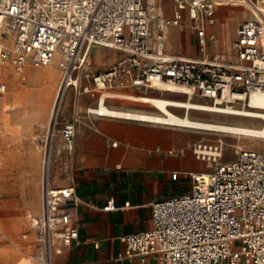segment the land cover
Masks as SVG:
<instances>
[{
	"label": "built area",
	"instance_id": "built-area-1",
	"mask_svg": "<svg viewBox=\"0 0 264 264\" xmlns=\"http://www.w3.org/2000/svg\"><path fill=\"white\" fill-rule=\"evenodd\" d=\"M170 2L171 15L165 0H0V64L22 74L27 67L41 69L57 61L62 71L59 92L67 96L73 90L77 107L87 94L97 95L98 108L128 89L156 87L210 109H250L253 94L264 96V0ZM222 6L245 8L251 17L239 26L228 55L210 56L209 46L219 43L212 30ZM187 24L202 53L197 58L167 50L170 28ZM97 47L122 57L105 72L92 73L89 58ZM6 90L0 84V94ZM96 108L88 114L98 115ZM60 114L49 124L42 213L33 220L39 264H54L56 243L70 249L80 242L75 210L82 200L73 186L53 187L50 180ZM81 119L78 111L61 130L71 153ZM188 150L209 171L190 174L188 193L151 204L153 228L121 239L129 256L156 257L159 264H264V152L239 148L235 160L223 162L225 142L220 138L168 154L184 156ZM105 210H118L115 201ZM235 242H241L239 250L233 248Z\"/></svg>",
	"mask_w": 264,
	"mask_h": 264
},
{
	"label": "crops",
	"instance_id": "crops-1",
	"mask_svg": "<svg viewBox=\"0 0 264 264\" xmlns=\"http://www.w3.org/2000/svg\"><path fill=\"white\" fill-rule=\"evenodd\" d=\"M236 9L247 12L243 17L235 19L232 11ZM218 12L220 16H217V24L212 31L220 38L223 46L225 42L221 24L226 20V15L229 16L228 21L231 20L230 41L236 39L239 26L251 16L247 9L234 6L219 7ZM227 46L231 49L230 44L227 43ZM55 65L58 66L54 67L55 70L62 76L57 61L50 66ZM30 69L37 68L27 67L18 75L25 81ZM31 76L42 82L37 75ZM7 91L0 95H6ZM93 95H84L77 107L76 100L72 102L74 91L68 92L61 110L58 131L53 138L51 185L57 188L73 186L82 200V204L75 210L80 242L70 249L56 243L59 252L55 254L54 264H159L156 257L145 260L137 256L131 258L121 239L153 228L152 203L190 191V174L203 172L202 161L197 160L189 150L184 156H172L168 152L184 149L203 140V132L90 115L88 109L97 107V95ZM49 102L45 103L41 114L47 115ZM109 107L116 111L151 113ZM78 111L82 119L77 127L75 148L71 153L66 149L60 130L74 120ZM176 173L179 174L177 179L174 178ZM40 182L39 159L30 165L23 159L19 163L13 190L15 202L21 204L22 208H26L29 196L35 200L31 206V211L37 215L32 218L34 231L33 220L42 213ZM111 200L115 201L118 210H105ZM128 202L130 207L125 208ZM9 203L1 202L0 206L7 207ZM5 210L7 214L11 213L7 208Z\"/></svg>",
	"mask_w": 264,
	"mask_h": 264
},
{
	"label": "rangeland",
	"instance_id": "rangeland-1",
	"mask_svg": "<svg viewBox=\"0 0 264 264\" xmlns=\"http://www.w3.org/2000/svg\"><path fill=\"white\" fill-rule=\"evenodd\" d=\"M165 5L169 9V15H171L173 6L170 0H165ZM245 12L247 11L244 9H236L232 11V16L238 19L243 17ZM217 16H220L219 12ZM217 16L216 19H218ZM228 18L229 16L226 15V20L221 24L225 42L223 45L224 50L228 47L227 43L231 45L233 42V40L230 41L231 20L229 19L228 21ZM224 31L227 32L226 39ZM217 38L219 39V43L209 46V55H228L231 50L230 47L224 51L220 38L218 36ZM167 50L169 54L189 58L198 57L202 54L197 44L196 35L191 30L190 24L182 28H170L168 32ZM119 57H121V54L117 51L104 47L94 48L89 58L90 71L92 73L105 72ZM54 67L58 66L30 69L29 74L27 71L26 80L24 81L15 70L8 68L10 71H5V67L0 64V84L6 85L8 90L6 95H0V203L10 202L7 207L0 206V230L3 234L2 239H0V264H39L38 257L40 256L41 248L37 233L32 229V218L37 216L31 211V206L35 200L29 196L26 208H22L21 204L18 205L15 202L16 195L14 194L13 187L16 175L19 172V163L23 159H26L30 165L39 159L41 164L40 199L42 201L44 149L49 132L48 128L52 108L54 107V101L62 79L60 72L55 70ZM31 71L41 72L44 75V81L39 82L34 79L31 76ZM49 74L52 76L47 77ZM36 91L39 92L35 94ZM42 92L46 93L41 96L40 94ZM125 92L185 101V98L181 95H165L155 91L152 92V90L129 89ZM75 100L76 98L73 96L72 102H75ZM47 102H49L47 115L41 114ZM107 102H109V104H106L107 106L154 113L152 112L153 109L140 104L121 102L114 99L108 100ZM236 108L241 111H254L251 108L241 109L239 106H236ZM110 109L114 110V108ZM171 111L178 116L185 117V110L171 109ZM190 117L213 124L255 128L262 127L261 121H250L246 118L230 115L191 112ZM167 128L197 131V129L188 128ZM198 131L203 132V140L205 141L213 142L220 138L224 140L225 158L223 162L235 160L237 158L236 152L239 148L248 151L264 152V139L223 134L207 130ZM202 163L203 171L208 172L209 169H207L206 163ZM6 208L11 210V213L7 214L8 211L5 210ZM240 247L241 242H235L233 244L234 249L239 250Z\"/></svg>",
	"mask_w": 264,
	"mask_h": 264
},
{
	"label": "bare ground",
	"instance_id": "bare-ground-1",
	"mask_svg": "<svg viewBox=\"0 0 264 264\" xmlns=\"http://www.w3.org/2000/svg\"><path fill=\"white\" fill-rule=\"evenodd\" d=\"M170 31V30H169ZM225 39L227 38V32L224 31ZM6 45L10 44L8 39L3 41ZM228 50V47L224 51ZM51 67V66H48ZM5 71H10L8 67H5ZM31 75L36 76L42 80L44 75L41 72L36 74L31 72ZM52 75H47L51 77ZM46 88V87H45ZM152 91L159 92L161 94L162 90L154 87ZM46 92L40 94L43 96ZM169 94L179 95L174 91L170 90ZM39 95V97H40ZM166 95V94H165ZM66 97V93H57L54 107L52 108L50 122L55 120L63 107V101ZM243 98V97H242ZM41 99V98H40ZM114 100H119L127 103L140 104L153 109L154 113H138V112H127L122 110H112L106 106V104H101L100 107L96 108V114L103 117H113L117 119H123L128 121L144 122L150 124H157L166 127H176V128H188L197 130H207L213 132H219L223 134H233L238 136L253 137L258 139H264V96L259 94H253L250 99V108L254 111H241L237 110L236 106L228 105L226 107L210 109L208 106L201 105L194 102H187L182 100H173L170 98H165L161 96H148L139 94H130L123 92L118 94V97ZM233 101V98L230 99ZM39 102V101H38ZM41 103V102H40ZM238 105V104H236ZM172 110H185L188 114L187 117H181L173 113ZM189 110V111H187ZM191 112H206L211 114H222L246 118L248 120H258L262 122L261 128L255 127H241V126H229L221 124H213L203 122L201 120L192 119L190 117Z\"/></svg>",
	"mask_w": 264,
	"mask_h": 264
}]
</instances>
